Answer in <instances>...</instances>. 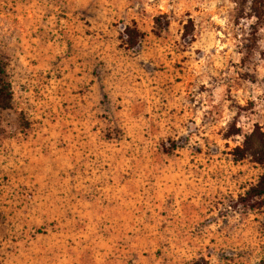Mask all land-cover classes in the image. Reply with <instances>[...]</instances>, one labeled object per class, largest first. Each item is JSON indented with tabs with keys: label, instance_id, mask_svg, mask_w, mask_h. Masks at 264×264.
I'll list each match as a JSON object with an SVG mask.
<instances>
[{
	"label": "rangeland",
	"instance_id": "obj_1",
	"mask_svg": "<svg viewBox=\"0 0 264 264\" xmlns=\"http://www.w3.org/2000/svg\"><path fill=\"white\" fill-rule=\"evenodd\" d=\"M259 2L0 0V264H264Z\"/></svg>",
	"mask_w": 264,
	"mask_h": 264
},
{
	"label": "trees",
	"instance_id": "obj_2",
	"mask_svg": "<svg viewBox=\"0 0 264 264\" xmlns=\"http://www.w3.org/2000/svg\"><path fill=\"white\" fill-rule=\"evenodd\" d=\"M251 1L255 3V6L260 4L259 0ZM13 97L9 58L0 48V133L2 113L3 111L12 109ZM247 140L249 142H247L246 156H249L255 163L264 165V135L258 126L248 136ZM239 202L251 211L264 209V176H261L256 184L250 186Z\"/></svg>",
	"mask_w": 264,
	"mask_h": 264
},
{
	"label": "crops",
	"instance_id": "obj_3",
	"mask_svg": "<svg viewBox=\"0 0 264 264\" xmlns=\"http://www.w3.org/2000/svg\"><path fill=\"white\" fill-rule=\"evenodd\" d=\"M134 66H135V64H134ZM137 103H139V102H137Z\"/></svg>",
	"mask_w": 264,
	"mask_h": 264
}]
</instances>
